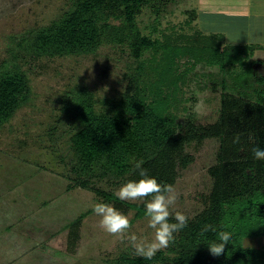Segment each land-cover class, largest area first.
Listing matches in <instances>:
<instances>
[{
	"label": "trees",
	"instance_id": "trees-1",
	"mask_svg": "<svg viewBox=\"0 0 264 264\" xmlns=\"http://www.w3.org/2000/svg\"><path fill=\"white\" fill-rule=\"evenodd\" d=\"M152 0H72V4L49 25L20 37L11 51L12 60L0 64V127L12 121L16 113L31 101L30 76L20 63L26 57L58 58L95 54L102 46H121L137 62L151 54L150 73L146 63L137 64L129 75V86L119 98L98 100L88 88L77 89L64 111L79 125L72 137L77 158L73 170L82 173L75 185L91 188L92 178L125 177L138 181L137 161L158 182L175 185L178 168H187L195 157L187 152L194 142L219 138L218 162L209 169L214 179L207 206L187 227L175 234V242L152 259L123 255L119 264H264V250L244 245L247 238L264 236V161L253 159L252 149H264V89L245 99L225 92L221 98L218 121L209 125L189 122L179 130L170 111L180 102L181 83L198 64L219 66L221 70L246 65L254 46L222 45L220 39L203 36L199 42L180 45L143 33L137 17ZM195 11H193V14ZM218 38V39H217ZM23 53V55H22ZM244 79L264 82L255 71ZM253 77V78H252ZM243 79V80H244ZM239 81L242 77L238 78ZM179 100V101H178ZM104 105V106H103ZM239 135L240 142L233 143ZM86 178V179H83ZM94 188L103 197L100 202L136 209L145 215L143 204L119 200L113 192ZM83 215L71 225L73 241ZM170 222H175L170 218ZM211 225L215 231H204ZM231 233L222 255L210 254L208 245L217 242V232Z\"/></svg>",
	"mask_w": 264,
	"mask_h": 264
},
{
	"label": "rangeland",
	"instance_id": "rangeland-1",
	"mask_svg": "<svg viewBox=\"0 0 264 264\" xmlns=\"http://www.w3.org/2000/svg\"><path fill=\"white\" fill-rule=\"evenodd\" d=\"M71 4L72 0H0V64L12 60L10 53L20 37L49 25ZM199 5V0H152L137 22L153 39L165 42L168 37L180 45L195 44L203 39L196 21ZM145 59L142 62L151 59V54ZM142 62L131 57L126 48L113 45L102 46L95 54L52 59L28 56L20 62L30 76L33 94L29 104L0 127V264H119L123 255L136 256L126 241L100 229V218L92 211L93 205L103 200L92 187L115 193L128 175L92 178L91 188L75 185L82 174L73 170L77 158L72 137L79 125L64 106L82 87L98 100L119 98L129 86V75ZM245 63L224 70L201 63L186 76L180 84V102L170 107L180 131H185L189 122L209 125L218 121L223 93L247 99L264 89V82H254L253 77L249 82L241 76L251 69L256 77H264V50L253 49ZM146 64L150 73V63ZM198 96L206 106L202 117L193 111ZM220 143L219 138H212L187 147L195 160L185 169L178 168L173 215L180 211L193 219L207 206L214 184L209 169L218 162ZM125 201L145 206L144 201ZM260 201L264 203V191ZM110 205L129 216L131 232L152 238L145 215L116 207L114 202ZM81 215L78 238L70 240L71 225ZM244 245L264 250V236L247 238Z\"/></svg>",
	"mask_w": 264,
	"mask_h": 264
},
{
	"label": "clouds",
	"instance_id": "clouds-1",
	"mask_svg": "<svg viewBox=\"0 0 264 264\" xmlns=\"http://www.w3.org/2000/svg\"><path fill=\"white\" fill-rule=\"evenodd\" d=\"M193 111L198 117L205 114L206 106L202 97H197ZM239 142L240 137L237 135L233 143ZM252 155L254 160L264 161V149L255 147L252 149ZM142 165L143 161H137L135 164L140 179L126 182L115 191L114 195L121 201L145 202L147 226L153 230L150 240L131 232L132 223L129 216L112 205L97 202L93 205L92 211L100 218L98 222L100 229L122 242L126 241L136 256L150 260L157 252L168 248L175 242V234L187 227L190 218L180 211H176L173 215L172 209L178 200L176 189L171 184L158 182L155 177L149 176ZM170 218L175 222H170ZM209 229L215 231L211 225L205 226L204 231L207 232ZM230 239V232L218 231L217 242L207 246L210 254L216 257L222 255Z\"/></svg>",
	"mask_w": 264,
	"mask_h": 264
},
{
	"label": "crops",
	"instance_id": "crops-1",
	"mask_svg": "<svg viewBox=\"0 0 264 264\" xmlns=\"http://www.w3.org/2000/svg\"><path fill=\"white\" fill-rule=\"evenodd\" d=\"M199 2L196 21L201 35H214L224 46H254L264 50V0Z\"/></svg>",
	"mask_w": 264,
	"mask_h": 264
}]
</instances>
